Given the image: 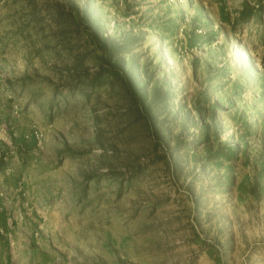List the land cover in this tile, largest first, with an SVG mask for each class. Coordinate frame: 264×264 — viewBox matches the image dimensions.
<instances>
[{"label": "rangeland", "instance_id": "374dc122", "mask_svg": "<svg viewBox=\"0 0 264 264\" xmlns=\"http://www.w3.org/2000/svg\"><path fill=\"white\" fill-rule=\"evenodd\" d=\"M0 264H264V0H0Z\"/></svg>", "mask_w": 264, "mask_h": 264}]
</instances>
